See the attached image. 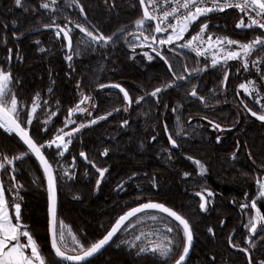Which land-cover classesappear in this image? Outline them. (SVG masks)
<instances>
[{
	"label": "trees",
	"instance_id": "obj_1",
	"mask_svg": "<svg viewBox=\"0 0 264 264\" xmlns=\"http://www.w3.org/2000/svg\"><path fill=\"white\" fill-rule=\"evenodd\" d=\"M0 2V67L12 74L9 87L19 102L22 126L36 94L40 95V107L31 124L26 125L36 144L44 145L59 132L69 109L80 102L82 94L91 97L88 105L92 116L98 117L96 123L73 132L63 156L55 155L56 149L51 147L41 149L54 171L58 220H63L82 244L89 245L102 238L129 208L149 201L162 203L189 219L192 225L193 247L186 264H248L246 255L229 244V237L240 248L249 247L244 222L247 209L240 205L257 197L255 181L264 177V122L249 114L245 105L258 113L261 107L239 85L251 77L263 91L264 62L258 65V71L251 61L264 59V51L249 57L245 71L235 60L210 66L206 58L176 43L157 48L167 59L166 64L151 48L137 47L132 51L126 43L132 39L129 32L138 33L134 22L142 16L139 0H80L83 14L79 7L70 6V0H58V11L40 8L44 0H23L25 7H15L14 0ZM53 18L61 27L67 24L72 29V51L65 47L63 36L56 37L54 28L44 27ZM240 18L235 10L202 16L189 27L184 40L196 34L202 23L208 24L207 31L212 35L240 42H249L263 33L255 27L237 28ZM77 23L105 35L117 33L115 42L89 50L84 45L77 48L83 37L75 27ZM145 52L153 59L148 60ZM69 55L71 60L66 59ZM185 67L202 70L189 75L184 72ZM225 71L228 80L222 83ZM173 72L187 79L177 80ZM169 83L173 86L165 88L158 97L150 95L155 88ZM113 84L129 92L130 105L118 88L111 87ZM194 86L197 97L190 95ZM141 96L144 99L136 103ZM79 115L74 113L71 118L76 122ZM101 116L106 119H99ZM209 121L219 124L223 131L214 129ZM79 126L69 124L63 130L72 132ZM3 130L0 128V162H4V156L12 158L28 152L13 133ZM169 135L176 140L177 147L172 146ZM105 149L106 156L102 155ZM81 152L87 157L85 161ZM70 157L74 158L75 168L69 171V177L59 175V161L66 162ZM193 160L201 162L206 169L203 174ZM5 168L7 171L0 170V181L6 189V200L11 204L16 192L13 185H22L18 201L22 223L28 226L46 259L67 264L57 260L49 247L47 194L39 163L29 153L12 165L5 163ZM96 168L108 169L98 188ZM36 175L41 177L39 185L32 183ZM203 189L214 194L207 198V211L200 210L201 201L195 195ZM257 206L264 213V200L258 201ZM9 212L13 214L14 210L10 207ZM139 215L144 217L142 221L134 217V227L119 232L98 256L84 264H173L182 250V232L164 233L175 237L171 258L151 253L137 256V249L121 243L162 227V221L153 222L147 215L176 223L155 210ZM157 239L156 235L145 236L136 244L147 245L149 240ZM256 242L257 249L252 250L254 264L264 259V249L260 248L264 241L257 237Z\"/></svg>",
	"mask_w": 264,
	"mask_h": 264
},
{
	"label": "snow or ice",
	"instance_id": "obj_2",
	"mask_svg": "<svg viewBox=\"0 0 264 264\" xmlns=\"http://www.w3.org/2000/svg\"><path fill=\"white\" fill-rule=\"evenodd\" d=\"M57 2L58 0H44V2L40 4V8L58 11L55 7ZM14 3L17 7H25L23 0H14ZM72 5L79 7L81 14L84 13V7L80 4V0H70V6ZM139 6L142 9V16L134 22L138 33L129 32L128 35L131 36L132 39L126 40V43L129 44L132 51H135L137 47L151 48V50L164 60L166 64L168 63L167 59L161 54V51L154 47V45H173L177 41L183 40L184 34L189 30V27L200 17H206L211 12H223L229 8H236L243 14L239 23L236 25L237 28L256 27L264 30V0H139ZM25 10L27 9L25 8ZM244 17H247L248 19L247 24L244 21ZM172 20L175 22L173 23ZM152 24H154V27L150 26ZM5 27L7 26L5 25ZM44 27L50 29L54 28L56 37L60 38L63 36V39L66 41L65 47L69 49V51L73 50V40L71 36L72 29L68 28L67 24L61 27L56 24L55 18H53L52 23L46 24ZM75 27L83 33V37L77 42V48H79L80 45H84L85 50L93 49L95 45L105 46L109 43H114V37L117 36V33L105 35L102 32H99V30H89L87 27L79 23H77ZM207 29L208 24L202 23L199 32L193 35L185 43L180 44L179 47L190 48L195 51L198 56H205L209 50L215 49V51L212 52L211 58V66L213 67H216L221 63L227 64L230 60H238L241 62V67L247 71L249 68V57L254 53L259 55L261 51H264V33L255 36L249 42H240L226 36H217L213 39L212 34H208L207 39L205 40L204 37ZM123 31V29L119 30L120 33H123ZM164 33H167V35L163 37L156 35ZM204 44H207L206 48L199 46ZM233 45L236 46L235 49L231 47ZM40 51L43 52L44 49L42 48ZM144 55L148 60L153 59V57L147 52H145ZM66 59L71 60L72 56H66ZM262 62H264V59H256L252 60L251 64L252 66L257 67V70L259 71L258 65ZM168 68L169 71H172L171 64H168ZM201 70L202 69L199 68L192 70H189L187 67L184 68V72H187L189 75L193 72L198 73ZM173 75L177 80L187 79L185 75H176L175 72H173ZM12 80L13 77L11 72L0 68V128H3L9 133L15 132L24 144L27 145L29 151L12 158L4 156V162H0V170L7 171L5 163L12 165L15 160H21L24 156L29 155V153L34 154L42 165L48 181L49 234L51 249L54 252L55 258L59 261L71 262V264H81V262L87 260L89 257L99 253L101 249L113 241V238L116 237L119 232L126 231L129 226L134 227V225L131 224L134 217L137 218L138 221H142L144 217H141L139 214L144 213L147 215L149 210H155L159 213L165 214L166 217H170L172 221H175L176 223H170L166 221L164 217L147 215V219H150L153 222L162 221V228L158 227L149 233L141 232L140 235H134L131 240L125 239L122 240L121 243L127 244L130 248L137 249V256L151 253L152 255H159L163 258H171L175 237H170L164 233H176L179 235V233L182 232V250L174 260V264H185L193 242L194 234L192 225L190 224L189 219H186L183 215L162 203L149 201L131 208L116 219L115 223L101 239L94 241L89 245L82 244L78 236L73 233L72 229L66 225L63 220H58L56 183L53 176V167L45 158L41 149L44 147L50 148L55 145L58 149L57 155L63 156L64 152L68 150L69 144L72 142L71 137L73 132H78L80 128L85 127V125L81 124L79 127L73 129L72 132H64L63 129H60L53 140L47 142L46 145L38 146L29 136V133L26 130V125L31 124L37 108L40 107V95L39 93L36 94L32 102L31 110L28 113L27 120L24 122L25 126H22L19 102L15 94L11 93L9 87ZM227 80L228 73L225 71L222 83H226ZM261 80H264V75H261ZM172 86L173 85L169 83L164 85L163 88L157 87L150 93V95L152 97H158V94L165 88ZM100 87H107V85H100ZM111 87L118 88L119 91L123 93L124 100L128 101L129 105L131 104V97L125 88L119 84H113ZM239 87L249 95L257 92L255 81H248L247 84L242 83ZM51 90L52 89L50 88L49 92H51ZM190 95L197 97L195 86ZM90 99L91 97L83 96L82 94L80 102L74 108L69 109V119L66 122L65 127L67 126V123H75V121L70 119L74 113L87 111V109L81 108L80 105ZM143 99V96L139 97L136 103H140ZM199 99L201 101L205 100L204 97H199ZM45 103L47 102L45 101ZM256 103H260V101L257 100ZM245 108L257 120L264 122V104L261 105L260 113L248 108L247 105H245ZM124 110L127 111V108ZM173 111H176V109H173ZM52 115H55V113H52ZM108 115H111V113H108ZM99 119H106V117L101 116ZM96 122V120L91 121L93 124ZM124 124H127V121H124ZM209 124H211L214 129L223 131L219 124H216L213 121H209ZM165 131H167V126H165ZM65 137H69V139L66 141ZM153 139H155V137H153ZM168 139L173 147H177L176 140L173 139L171 135H169ZM219 140L220 137H217V141ZM102 155H108V149H105ZM80 156L87 159L83 152L80 153ZM232 158H236V152L232 153ZM249 158H251V153H249ZM188 159L192 160L193 158L188 157ZM89 163H91V161H89ZM193 163L200 168L201 174L206 171L199 160H193ZM93 167L96 166L93 164ZM12 171L14 172L15 168H13ZM96 171L99 173V178L96 181L98 188L108 169L96 168ZM184 175L188 176L190 174L184 173ZM12 180H15V176H12ZM255 183L258 186L257 197L252 199L249 203L240 205L241 209H252L255 211V215L250 216L248 224L245 225L249 231V236L246 238L249 247L240 248L238 244L233 242L231 236L229 237V244L246 255L248 264H254L252 250L257 249V237H259L261 241H264V213H261L257 206L258 201L264 200V177L257 178ZM13 187L16 189V192L13 201L9 204L5 198L6 189L3 182L0 181V264H57L56 260L46 259L42 254V250L37 240L34 238V235L29 231L28 226L22 223L21 204L18 202L21 199L19 196V189L22 185L17 183L13 185ZM7 190L12 191L11 188ZM195 195L200 198V210L207 211V205L209 203L207 198L212 197L214 194L207 189H203L200 192L195 193ZM245 195L247 198V194ZM10 207L14 210L13 214H10L9 212ZM258 225H260L259 229ZM208 232L212 233L213 229L209 228ZM151 235L158 236V239L156 241L149 240L147 245L136 244V241H141L143 237ZM22 237L24 238L23 241L21 239ZM260 248L264 249V243L260 244ZM255 264H264V259L255 261Z\"/></svg>",
	"mask_w": 264,
	"mask_h": 264
},
{
	"label": "rangeland",
	"instance_id": "obj_3",
	"mask_svg": "<svg viewBox=\"0 0 264 264\" xmlns=\"http://www.w3.org/2000/svg\"><path fill=\"white\" fill-rule=\"evenodd\" d=\"M245 21V23L247 24V22H246V20H244ZM239 23V22H238ZM188 32V31H187ZM199 32V31H198ZM186 34V33H185ZM185 34H184V38H185ZM208 34H211V33H209L208 31L206 32V34H205V37H204V39L206 40L207 39V35ZM167 35V34H166ZM195 35V34H194ZM193 36V35H192ZM191 36V37H192ZM213 36V39H215L217 36H219V35H212ZM190 37V38H191ZM219 37H223V36H219ZM189 38V39H190ZM188 39V40H189ZM187 40H180V41H177L176 43H181V44H183V43H185ZM175 43V44H176ZM166 47L168 46V45H165ZM194 46H196V45H194ZM200 47H204V48H206L207 47V44H204V45H199ZM155 47L156 48H158V49H160L162 46H160V45H155ZM233 49H235V45H233V46H231ZM190 49V48H189ZM191 51H193L192 49H190ZM213 51H215V49H211V50H209V52H207L206 54H205V56H203L204 58H206L207 60H208V64L211 66V58H212V52ZM193 52H195V51H193ZM196 53V52H195ZM144 54V53H143ZM221 55H222V53H221ZM231 61V60H230ZM235 61H237L238 63H240V65H241V62L240 61H238V60H235ZM221 64H223V63H221ZM248 81H254L253 80V78H251V77H249V78H247V80H246V82L245 83H243V84H247L248 83ZM256 88H257V92H254V93H252L251 94V96L255 99V101H257V100H259L260 101V103H258L259 105H260V107H261V105L262 104H264V89H263V91H261V89L256 85ZM243 90V89H242ZM244 92V91H243ZM245 93V92H244ZM247 94V93H246ZM249 95V94H248ZM32 106V105H31ZM31 106H30V108H29V112H30V110H31ZM81 108H84V109H87V111H85V112H76V114H80L79 116H80V119L78 120V121H76L75 123L79 126V125H81V124H83V125H87V124H90L91 123V121L92 120H98V117L96 116V117H94V116H92L90 119H88V120H82L81 118L82 117H89V116H91L92 114V108L88 105V101H86L84 104H83V106H81ZM28 112V113H29ZM27 117H28V115H27ZM34 118V117H33ZM68 119H69V117L67 116L65 119H64V125L60 128V129H64V128H66L69 124H74V123H67V126L65 127V124H66V122L68 121ZM72 121H74V119H73V117L72 118H70ZM33 120V119H32ZM59 129V130H60ZM58 130V131H59ZM64 132H67V131H64ZM58 133H55L54 135H52L50 138H49V140L47 141V142H49V141H51V140H53L54 138H55V136L57 135ZM65 140L67 141L68 140V138L67 137H65ZM46 142V143H47ZM46 143H44V145H46ZM51 148H53V149H56L55 151H54V154L55 155H57V152H58V149L55 147V145H53ZM62 150V149H61ZM65 153V152H64ZM0 156H1V151H0ZM59 156V155H58ZM57 159H58V157H57ZM65 160V159H64ZM59 161V160H58ZM62 161V160H61ZM59 161V165H58V169H57V171L60 173L59 175H61V176H64V177H69L70 176V174H69V171L70 170H72V169H74L75 168V163H74V158L73 157H70L69 158V160L68 161ZM67 173V174H66ZM32 183H35L36 185H39L40 183H41V177L40 176H38V175H36V178L34 179H32ZM38 183V184H37ZM255 215V211L254 210H252V209H247L246 210V212H245V217H244V222H245V225H247L248 224V222H249V217L250 216H254ZM114 223V222H113ZM112 226V225H111ZM111 226H109V228L111 227ZM131 226H129L128 228H130ZM259 227H260V225H258V229H259ZM109 228H108V230H109ZM162 228V227H161ZM245 229H246V231L249 233V231H248V228H246L245 227ZM107 230V231H108ZM158 237V236H157ZM149 238H152V237H149ZM24 240V239H23ZM246 241H247V239H246Z\"/></svg>",
	"mask_w": 264,
	"mask_h": 264
},
{
	"label": "water",
	"instance_id": "obj_4",
	"mask_svg": "<svg viewBox=\"0 0 264 264\" xmlns=\"http://www.w3.org/2000/svg\"><path fill=\"white\" fill-rule=\"evenodd\" d=\"M141 11H142V9H141ZM154 25V24H153ZM156 35H161V34H156ZM153 52V51H152ZM154 54H156L155 52H153ZM249 114L251 115V113L249 112ZM252 116V115H251ZM253 117V116H252ZM253 118H255V117H253ZM256 119V118H255ZM3 131H5V130H3ZM6 133H9V132H7V131H5ZM21 142H22V144L27 148V145H25L24 144V142L20 139V137L15 133V132H12ZM30 136V135H29ZM31 137V136H30ZM27 150H28V148H27ZM29 151V150H28ZM43 153V152H42ZM33 156H34V158L36 159V161L39 163V165H40V168H41V170H42V173H43V176H44V180H45V187H46V194H47V233H48V239H49V247H50V250H51V252H52V254H53V256H54V252H53V250L51 249V243H50V234H49V215H48V205H49V201H48V196H49V193H48V181H47V178H46V176H45V173H44V170H43V167H42V165L40 164V162L37 160V158H36V156L34 155V154H32ZM45 156V155H44ZM46 158V157H45ZM82 158V160H84V157H81ZM53 176H54V171H53ZM54 178H55V176H54ZM56 201H57V192H56ZM143 203H147V202H143ZM143 203H141V204H143ZM155 203H157V202H155ZM138 205H140V204H138ZM138 205H135V206H133V207H137ZM133 207H131V208H133ZM131 208H129L128 210H126L125 212H127V211H129ZM124 212V213H125ZM124 213H122L121 215H123ZM116 221V220H115ZM115 221H114V223H115ZM113 223V224H114ZM112 224V225H113ZM112 227V226H111ZM110 227V228H111ZM109 228V229H110ZM106 234V233H105ZM103 237V236H102ZM101 239V238H100ZM110 244V243H109ZM108 244V245H109ZM108 245H106L103 249H101V251L99 252V253H97V254H95L94 256H92V257H89L87 260H85V261H83V262H81V264H84V263H87V262H89L90 260H92V259H94L96 256H98ZM192 247H193V242H192V246H191V248H190V250H189V253H188V256H187V258H186V261H185V264H186V262H187V260H188V258H189V256H190V253H191V250H192ZM55 257V256H54ZM57 259V258H56ZM58 260V259H57ZM61 262H63V263H67V264H71V262H67V261H61ZM174 264V263H173Z\"/></svg>",
	"mask_w": 264,
	"mask_h": 264
},
{
	"label": "built area",
	"instance_id": "obj_5",
	"mask_svg": "<svg viewBox=\"0 0 264 264\" xmlns=\"http://www.w3.org/2000/svg\"><path fill=\"white\" fill-rule=\"evenodd\" d=\"M209 6H211V5H209ZM227 10H235V11H237V12H239V10L238 9H236V8H229V9H226L225 11H227ZM219 11H214V12H211V13H209V14H213V13H218ZM240 13V12H239ZM241 14V16L243 15L242 13H240ZM171 19V18H170ZM244 19L246 20V22L248 23V19H247V17H244ZM172 22L174 23L175 21L174 20H172ZM256 28V27H255ZM258 30H260V31H262L263 33H264V30H262V29H259V28H257ZM9 134V133H8Z\"/></svg>",
	"mask_w": 264,
	"mask_h": 264
},
{
	"label": "flooded vegetation",
	"instance_id": "obj_6",
	"mask_svg": "<svg viewBox=\"0 0 264 264\" xmlns=\"http://www.w3.org/2000/svg\"><path fill=\"white\" fill-rule=\"evenodd\" d=\"M0 6H1V2H0ZM14 6L16 7L15 3H14ZM166 34H167V33H164V34H161V35H158V36L163 37V36H166ZM154 47H155V45H154ZM0 68H1V67H0ZM83 104H84V103H83ZM83 104H81L80 107L83 106ZM91 114H92V113H91ZM91 117H92V115L89 116V117H85L84 119H85V120H88V119H90ZM83 161H85V158H84Z\"/></svg>",
	"mask_w": 264,
	"mask_h": 264
}]
</instances>
